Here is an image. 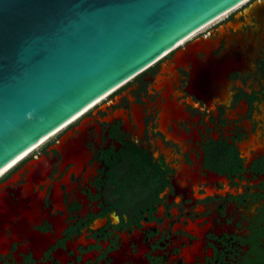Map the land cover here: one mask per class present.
<instances>
[{"label":"flooded vegetation","instance_id":"1","mask_svg":"<svg viewBox=\"0 0 264 264\" xmlns=\"http://www.w3.org/2000/svg\"><path fill=\"white\" fill-rule=\"evenodd\" d=\"M257 2L264 0H247L228 11L40 145L0 178L1 191V184L18 172L21 177L15 184L26 181L28 164L33 158L41 155L55 158L50 183H42L40 188L48 186L44 202L46 207H50L52 215L64 214V209L52 206L50 192L54 182L62 179L74 164L60 169L63 154L57 144L66 134L76 137L80 133V123L89 118L87 122L92 126L88 128L86 145L92 157L81 176L74 172L71 180L79 183L82 195L86 196L88 202L85 204L75 190L69 191L63 183L68 216L61 235L43 251L40 258L32 250H20L21 259H17L15 251L25 241H14L9 251L0 255L1 264H63V259L56 254L59 250L66 251L69 257L66 264H116L114 253L122 248L126 236L130 243L125 259L119 264L164 263L165 256L156 254L157 247L152 239L159 232V225L163 224L162 218L172 217L173 206L194 197L197 192L194 188L192 195L186 196L184 191L178 193L176 186V182L179 185L182 183L179 171L183 166H189L190 171L194 172L196 165L200 176L208 177L209 172H213L217 178L214 182L200 179V196L196 200L190 199L194 200V206L217 203L219 218L224 220L222 224L217 223L219 219L216 220L208 230L207 237L211 243L205 247L204 257L197 256L207 262L200 263L247 264L264 254V203L258 207L256 214L251 218L248 216L249 231L232 236V243H236L240 250L232 246L228 257L213 240L218 239L214 231L218 225L229 234L227 230L232 226L229 204L242 205L248 200L257 202L258 197L264 199V193L246 191L238 195L236 192L241 180L247 179L248 172L264 181V5L257 6ZM237 22L241 23L239 27L235 26ZM197 40L206 43L204 48L198 50L186 64L177 65L175 73L166 72L172 84L169 99H176V106H180L182 112L167 120L162 128L161 103L168 100L164 92L169 85L157 88V77L163 72L164 64L168 65L175 58L178 50ZM207 46L209 56L205 49ZM134 105L143 109V129L139 140L135 136L140 125L133 115ZM118 109H124L125 114L129 115L133 129L125 128L122 117L113 121L105 118ZM206 117H209L207 121ZM233 121H236L237 127L232 138L225 131L234 128L231 125ZM96 124L101 125L100 133ZM110 136L113 141H108ZM92 167L95 170L89 171ZM83 179L91 181L92 186L83 187ZM212 183H215V191L210 193L207 186ZM181 217L171 220V227L182 223L176 228L182 227L180 232H185L176 241L179 246L174 248L173 254L177 258L173 264L190 263L183 249L197 238L186 228L189 218ZM236 225L240 226L241 222ZM33 226L41 232H54L48 218ZM136 230L143 235L141 241L144 250L132 238ZM7 233H10V228ZM70 242L77 243V246H70ZM209 249L215 253V257H211ZM140 252L145 263L135 259ZM237 255L240 257L237 258Z\"/></svg>","mask_w":264,"mask_h":264},{"label":"water","instance_id":"2","mask_svg":"<svg viewBox=\"0 0 264 264\" xmlns=\"http://www.w3.org/2000/svg\"><path fill=\"white\" fill-rule=\"evenodd\" d=\"M242 1L244 0H0V170L113 88L142 73L144 68L158 61L179 41ZM258 5H264V2H257ZM240 25L239 22L235 23L236 27ZM223 29L222 26V34ZM229 38L231 42L232 36ZM204 45L206 43L197 40L185 49L178 50L175 58L168 65L164 64L163 72L158 75L157 88L169 85L164 92L168 100L161 103L162 128L167 120L182 112L181 107L176 106V99H169L172 84L171 77H166V72L175 73L177 65L186 64ZM205 49L209 56L210 49L208 46ZM133 115L140 125L135 133L139 140L143 129V109L134 105ZM118 117L125 119L126 129H133L124 109H118L105 118L113 121ZM208 119L206 117V121ZM88 120L89 118L80 123V133L76 137L66 134L57 144L63 154L60 169L63 170L70 163L74 164L62 179L54 182L50 192L52 206L64 209V214L52 215L50 207H46L44 202L48 186L40 188V184L50 183L49 176L55 158L47 155L33 158L28 164L24 183L15 184L21 177L18 172L1 184L0 255L7 253L14 241H25L15 251L17 259H21L20 250H32L40 258L43 251L61 235L68 216L63 183L69 191L75 190L85 204L88 202L86 196L82 195L79 183L71 182L73 173L81 176L92 157V152L86 145L88 128L92 126ZM235 123L236 121L231 123L234 128L225 129L226 134L232 138L236 133ZM95 127L100 133L101 125L96 124ZM108 141H113V138L110 136ZM195 169L191 172L189 166H183L179 171L182 183L179 185L176 182L177 192L184 191L186 196L192 195L196 188L194 197H190L194 200L200 196V179L214 182L217 178L213 172H209L208 177L200 176L197 165ZM21 170H25V167ZM93 170L95 167L89 168V171ZM247 175V179H240L242 182L236 191L238 195L245 194L246 191L264 193V181L251 176L249 172ZM85 176L88 177V174ZM189 178L191 181H188ZM84 180L82 186L90 188L91 181ZM214 184L207 186L208 192L215 191ZM222 192L224 194L225 190ZM190 198L173 206L172 217L162 218L163 224L159 225V232L152 240L157 247L156 254L165 256V259L164 263L161 261L156 264H173L177 258L173 254L175 246H179L176 241L185 232H180L182 227L176 228L182 223L171 227V220H176L181 215V219L189 218L186 228L197 235L183 249L185 258L190 262L188 264L207 262L201 256L204 257V249L211 243L207 237L208 230L216 220L219 219V224L224 220L219 218L217 203L194 206V200ZM256 200L258 201L248 200L242 205L229 204V215L232 218L231 229L227 230L229 234L219 225L214 228L218 234V239H213L214 243L228 257L232 246L236 247V243H232V236L249 231L247 227L250 216L256 214L258 207L264 203L261 197ZM45 218L52 222L54 232H41L34 228V223H41ZM239 221L240 226L236 225ZM201 222L204 224L201 225ZM142 236L136 230L132 238L144 250ZM129 243L126 236L122 248L114 253L116 264L125 259ZM69 244L77 246V243ZM237 249L240 250L239 247ZM208 251L211 257L216 256L211 253V249ZM56 254L63 259V264L68 262L66 251L59 250ZM198 255H201L199 259ZM135 259H141L145 263L142 252Z\"/></svg>","mask_w":264,"mask_h":264},{"label":"bare ground","instance_id":"3","mask_svg":"<svg viewBox=\"0 0 264 264\" xmlns=\"http://www.w3.org/2000/svg\"><path fill=\"white\" fill-rule=\"evenodd\" d=\"M247 0L242 1L240 4L236 5L235 7L241 5L242 3L246 2ZM235 7L229 9L228 11L233 10ZM227 11V12H228ZM227 12H224L223 14H221L220 16H218L217 18L209 21L207 24L203 25L202 27H200L199 29H197L196 31H194L193 33H191L190 35H188L187 37H185L184 39H182L181 41H179L177 43V45L173 48H171L170 50H168L167 52H165L160 58H158V61L161 60L163 57H165L166 55L170 54L171 52H173L178 46H180L181 44H183L186 40H188L189 38H191L192 36H194L195 34H197L198 32H200L201 30H203L205 27H207L208 25L214 23L215 21L219 20L220 18H222L225 14H227ZM156 61V62H158ZM156 62L150 64L149 66H147L146 68H144L143 71H145V69L151 67L153 64H155ZM137 75L125 80L124 82H122L121 84H119L118 86H116L115 88H113L111 91H109L106 95H104L102 98H100L99 100H97L96 102H94L93 104H91L90 106H88L87 108H85L84 110H82L81 112H79L78 114H76L75 116H73L71 119H69L68 121H66L64 124H62L60 127H58L57 129H55L53 132H51L50 134H48L47 136H45L42 140H40L39 142H37L36 144H34L33 146H31L29 149H27L26 151H24L22 154H20L19 156H17L14 160H12L10 163H8L5 167H3L0 170V178L6 173L8 172L12 167H14L15 165H17L20 161H22L25 157H27L29 154H31L34 150H36L40 145H42L43 143H45L46 141H48L49 139H51L53 136H55L56 134H58L59 132H61L62 130H64L67 126L71 125L73 122L77 121L79 118H81L85 113H87L90 109H92L93 107H95L99 102L103 101L105 98H107L108 96H110L111 94H113L116 90H118L119 88H121L122 86H124L126 83H128L130 80H132L134 77H136Z\"/></svg>","mask_w":264,"mask_h":264},{"label":"trees","instance_id":"4","mask_svg":"<svg viewBox=\"0 0 264 264\" xmlns=\"http://www.w3.org/2000/svg\"><path fill=\"white\" fill-rule=\"evenodd\" d=\"M247 264H264V254L258 259L250 260Z\"/></svg>","mask_w":264,"mask_h":264},{"label":"rangeland","instance_id":"5","mask_svg":"<svg viewBox=\"0 0 264 264\" xmlns=\"http://www.w3.org/2000/svg\"><path fill=\"white\" fill-rule=\"evenodd\" d=\"M117 91V90H116ZM51 140V139H50ZM47 142V141H46ZM44 144V143H43Z\"/></svg>","mask_w":264,"mask_h":264}]
</instances>
